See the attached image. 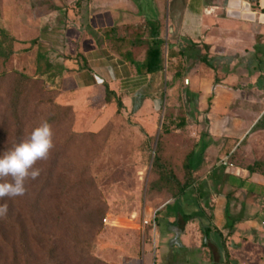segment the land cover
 I'll use <instances>...</instances> for the list:
<instances>
[{
    "label": "rangeland",
    "instance_id": "obj_1",
    "mask_svg": "<svg viewBox=\"0 0 264 264\" xmlns=\"http://www.w3.org/2000/svg\"><path fill=\"white\" fill-rule=\"evenodd\" d=\"M121 1L74 0L67 4L62 0L58 7L51 0H0V153L54 115L51 101L71 108L68 114L61 112L59 122L51 124L54 147L46 160L35 165L40 176L26 181L25 195L0 199V204L8 205L15 224L12 230L0 225V264H16L15 252L17 264H127L142 259L145 244L153 253L169 255L168 242L162 246L160 241L170 237L178 240L170 226L178 208L187 212L198 209L204 218L198 220L201 231L210 223V211L199 208L208 188L205 177L216 164L224 166L228 157L212 154L215 161L205 163V171L196 175L185 167L191 152L212 141L207 116L217 82L216 71L202 61L207 50L182 35L185 0H158L163 4L164 19L168 13L173 17L170 23L164 20L160 24L167 42L162 48L164 70L139 92L138 96L144 97L123 100L121 109L115 101H106V84L100 92L80 90L69 80L58 83L57 78L63 76L61 64L48 63L41 56L40 39L51 28L61 31L62 41L67 43L60 55L64 59L83 57L80 48L74 54L73 43L87 40L88 48L94 42L112 45L117 56L136 61L137 71L144 73L152 31L148 19L137 16V0H128L130 4L123 7ZM228 1L220 5L223 14ZM245 1L254 9L259 2ZM105 8L112 16H106ZM146 10L151 17V6ZM50 12L54 16L46 20ZM22 40L32 46L17 52L16 43ZM169 44L182 52L177 55L176 70L184 71L180 76L170 73ZM207 60L211 65L225 62L210 56ZM16 73H24L35 82L19 106L21 126L9 110ZM195 76H199L198 83L193 82ZM219 112L211 121L216 134L228 131L226 123L217 118ZM248 116L241 113L240 123ZM261 117L255 129H264ZM20 133L22 139L18 138ZM155 157L182 182L195 176V185L180 199L174 200L169 192L150 195V184L159 177ZM22 237L27 240L28 252L21 248Z\"/></svg>",
    "mask_w": 264,
    "mask_h": 264
},
{
    "label": "crops",
    "instance_id": "obj_2",
    "mask_svg": "<svg viewBox=\"0 0 264 264\" xmlns=\"http://www.w3.org/2000/svg\"><path fill=\"white\" fill-rule=\"evenodd\" d=\"M51 1L55 6L62 5V0ZM73 1L63 0L67 4ZM222 3L223 0H185L181 27L183 37L200 42L201 48L209 47L204 54L225 60L222 65L208 62L211 71H216L217 82L215 80L213 105L207 116L210 121L208 135L212 141L207 142L204 164L215 161L212 154H217L219 158L233 154L230 164L223 162L222 167L216 164L205 177L208 188L202 197L204 203L199 208L202 212L210 211V223L205 225V228L210 227L209 246L203 244L204 237L198 221L204 218H195L185 226L182 234H178L173 227L172 232L179 235L178 240L170 237L160 241L162 246L163 242H168L169 255L153 253L151 246L145 244L142 259L127 264H225L224 245L230 260L236 264H264V129H255L262 121L261 116H264V89H260L264 84V24L258 20L249 22L228 18L221 12ZM129 4L128 0L121 1V7ZM148 6L153 12L151 17L146 10ZM253 10L261 12L259 7ZM104 11L106 16H112L109 8ZM163 11V4L158 0H151V3L137 0L136 12L140 20H165ZM53 14L50 12L46 20L51 19ZM172 19L168 13L165 21L170 23ZM49 31L40 39V53L48 63L61 64L59 70L62 69L63 76L57 78L58 83L60 79L69 80L80 90L100 92L108 84L125 101L138 96L151 83L149 74H140L135 66L117 56L108 44L101 46L94 42L93 47L88 48L87 40L79 45L73 43L74 54L80 48L83 57H60L66 50L63 44L67 43L62 41L61 31L51 28ZM25 41L16 43L17 52L31 48L32 43ZM171 48L178 50L177 45H171ZM257 51L262 52L257 54ZM41 71L53 74L49 69ZM198 78L195 76L193 82L198 83ZM216 109L220 111L217 118L228 127V131L221 134H216L212 128ZM241 113L249 115L242 124ZM255 164V172L250 171ZM180 209L187 214L198 213V209L191 212ZM227 212L235 221L233 229L229 228L226 220Z\"/></svg>",
    "mask_w": 264,
    "mask_h": 264
},
{
    "label": "trees",
    "instance_id": "obj_3",
    "mask_svg": "<svg viewBox=\"0 0 264 264\" xmlns=\"http://www.w3.org/2000/svg\"><path fill=\"white\" fill-rule=\"evenodd\" d=\"M259 7V2L257 5V8ZM164 20H154L150 21L148 20V26L150 31H152L150 37H151V45L149 47V50L147 52V57L145 60V71L144 73L149 74L151 76V82L156 78L158 74H160L164 70V54H163V46L167 44L165 35L163 32V28L160 26V24L163 23ZM118 46L120 43H117ZM173 45V44H169ZM112 48V51L115 53V48L110 46ZM205 48L208 50L209 47L205 46ZM169 60H168V67L171 71L170 73L174 76H180L184 74L183 68H177L178 60L177 55L182 54L179 50H176L175 48L169 49ZM208 55L205 54L202 57V61L209 65L208 63ZM131 65L136 66V61H130ZM14 86L13 91L10 96V102H9V110L11 109V113L13 115V118L15 121L19 124V126L22 125V120L19 115V106L22 102V100L31 92V88L33 89L35 87V82L26 74L24 73H16L14 74ZM106 87V101L108 103H112L115 101L117 103V106L119 109L124 107L123 99L122 97L118 96L115 91L111 90L108 84L105 85ZM138 97H144L143 94L139 95ZM50 105L53 107L54 115H51L47 118V121L52 124L54 122H59V119H61V112L64 111L68 114V111L71 110L70 107H64L58 103H55L54 101H51ZM19 139H22V133L18 136ZM207 148V143H202L201 149L199 151H193L189 154L187 158V163L185 165L186 169H188L191 172H195V175L198 173H202L204 170V154ZM227 164L231 163V160L233 158V154H227ZM155 166L159 170V177L154 180L150 184L149 193L150 195H160L164 192H169L170 195L174 200L180 199L182 196L185 195L188 189L192 188L195 183V176L188 178L185 182L180 181L176 176H174L172 173H170L162 164L159 157H155L154 161ZM255 164L252 168H250V171L255 172L256 166ZM228 218L231 220L232 225L234 224V220L230 217L229 213ZM203 215H200L199 213L194 214H187L184 211H182L180 208H178V216L176 218V221L171 224L172 227L176 228L178 234H182L185 230V226L194 220L195 218H201ZM0 225H2L3 228L12 230L15 229V224L12 215L7 212L6 216L0 219ZM4 229V230H5ZM203 236H204V246H209L210 241V227H204L203 230ZM77 239V238H76ZM86 246H89V248H92V245L89 241L84 240L83 241ZM21 248L23 251L28 252V243L26 239L20 240ZM225 254L227 257V262L225 264H236L235 262H232L230 260L228 251L226 246L224 245ZM18 261V255L17 252H15V262L17 264Z\"/></svg>",
    "mask_w": 264,
    "mask_h": 264
},
{
    "label": "clouds",
    "instance_id": "obj_4",
    "mask_svg": "<svg viewBox=\"0 0 264 264\" xmlns=\"http://www.w3.org/2000/svg\"><path fill=\"white\" fill-rule=\"evenodd\" d=\"M53 130L47 120H41L30 135L0 153V199L23 196L25 183L36 180L40 169L38 161L46 160L54 147ZM7 204H0V217L6 216Z\"/></svg>",
    "mask_w": 264,
    "mask_h": 264
},
{
    "label": "water",
    "instance_id": "obj_5",
    "mask_svg": "<svg viewBox=\"0 0 264 264\" xmlns=\"http://www.w3.org/2000/svg\"><path fill=\"white\" fill-rule=\"evenodd\" d=\"M259 9L261 12L253 10L250 2L245 0H229L226 16L232 19L255 22L264 24V0H260Z\"/></svg>",
    "mask_w": 264,
    "mask_h": 264
},
{
    "label": "built area",
    "instance_id": "obj_6",
    "mask_svg": "<svg viewBox=\"0 0 264 264\" xmlns=\"http://www.w3.org/2000/svg\"><path fill=\"white\" fill-rule=\"evenodd\" d=\"M225 163H227V160L226 161H224Z\"/></svg>",
    "mask_w": 264,
    "mask_h": 264
}]
</instances>
